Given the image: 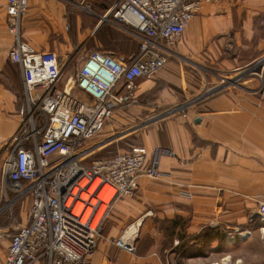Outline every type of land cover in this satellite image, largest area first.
<instances>
[{"label": "crops", "instance_id": "1", "mask_svg": "<svg viewBox=\"0 0 264 264\" xmlns=\"http://www.w3.org/2000/svg\"><path fill=\"white\" fill-rule=\"evenodd\" d=\"M7 1L0 0V201L5 142L18 133L25 116L16 91L23 88L22 73L9 58L14 38L8 29ZM116 2L31 0L23 21L24 38L37 50H55L61 61L77 49L80 66L97 50L129 62L139 52L141 39L133 28L114 19L111 9ZM92 3L93 14L86 19L84 9L92 8ZM220 38L223 42L228 38L229 50L252 46L254 52L215 53ZM203 45L206 53H200ZM171 50L168 63L153 75L140 78L136 98L117 107L115 113L120 109L125 116L134 107H149L138 97L156 86L161 91L159 109L182 105L203 87L206 68L233 71L263 55L264 0L204 3ZM171 114L117 136L127 139V147L118 151L142 145L149 151V160L157 147L172 152L162 155L158 164L164 177L142 175L135 194L117 200L92 264H169L178 258L183 264H193L200 256L198 250L205 248L211 251L205 256L211 264H226L231 244L242 246L253 240L251 217L264 201V91L244 95L230 91ZM140 217L144 222L137 251L129 253L117 247L113 239ZM171 220L178 221V226L171 247H167V231L161 224ZM22 225L15 226L14 232ZM181 233L187 243L181 244ZM9 245L10 238L0 240V260L6 258ZM187 250L189 253L183 254ZM215 250L222 251L221 260L212 257ZM255 251L250 262L264 264V245L258 243Z\"/></svg>", "mask_w": 264, "mask_h": 264}, {"label": "built area", "instance_id": "2", "mask_svg": "<svg viewBox=\"0 0 264 264\" xmlns=\"http://www.w3.org/2000/svg\"><path fill=\"white\" fill-rule=\"evenodd\" d=\"M219 1L117 0L111 9L113 17L137 31L139 52L125 62L111 53L93 51L76 78L70 79H74L72 84L69 80L61 89L63 63L58 53L37 50L24 38L23 21L31 0L7 1L8 29L14 38L9 58L22 73L26 118L7 145L0 216L28 196L31 205L29 222L13 234L0 227V240L10 238L7 256L0 264H92L113 205L121 197L135 194L142 175L164 177L158 164L162 155L172 151L157 147L149 160L145 146L131 145L109 157L93 158L99 147L88 142L103 131L117 107L136 98L140 78L168 63L171 48L203 4ZM263 55L248 69L262 67ZM191 105L189 101L176 111ZM106 185L114 190L106 193V211L94 224L98 205H92L91 215L83 220L82 213ZM79 202L84 206L77 214ZM257 214L264 221V201L259 202ZM143 222L140 217L122 229L114 244L135 253Z\"/></svg>", "mask_w": 264, "mask_h": 264}, {"label": "rangeland", "instance_id": "3", "mask_svg": "<svg viewBox=\"0 0 264 264\" xmlns=\"http://www.w3.org/2000/svg\"><path fill=\"white\" fill-rule=\"evenodd\" d=\"M92 11H94L93 3H92V8L89 6H86V8L84 9V12H83L84 17L86 19L90 18L93 14ZM71 28L73 30V27ZM86 28L88 29L90 28V26L89 27L87 26ZM204 46L205 45H203V49L200 53H206V48ZM252 48L253 47L250 46V48L244 49L243 47L238 46V47H234L233 49L229 50V44H228V38H227L224 42L222 41V39L218 41V47L215 48V53H231V52L232 53H253L254 50ZM78 54L79 53H77V49H74L71 54H68L66 57L62 58L63 75H62V78L58 86L60 89H61V85H63L64 79L66 82L63 85V87L67 84V82L70 79H72L73 77L77 75L80 64L82 62V58ZM263 57L264 55L262 56V58ZM257 58H255L253 61L245 65H241L239 69L237 68L236 70H233V71L228 70V68H221V67H218L216 69L206 68L205 76L203 77V81H204L203 87H200L199 90L194 95L190 96L188 101H191V104L194 105V104L202 102L203 100L211 98L215 95H219V94L230 92V91H237L243 95L251 93V92L263 93L264 91V62H262L263 65L259 69H256V67L248 69V66L255 63L257 61ZM13 79L14 78L12 75L11 81H13ZM15 82L16 84H18L17 77H16ZM157 87L158 86H156L153 90L149 91L146 95H143V96L140 95L139 96L140 98L138 97V100L140 102L146 103L147 106L149 107H146V108L145 107L143 108L134 107L133 112L126 113L124 114L125 116L121 115L120 111H118L120 109H118L115 115L107 123L103 131H101L95 138L91 139L88 142L89 146L93 145V147L95 148L99 147L97 150H95L94 154L92 155L93 158L109 157L113 155L116 151H118L119 149H122L123 147H127V144H126L127 139L119 138L117 137L118 135L125 134L128 131L134 132L137 129L141 128V126L147 123H150L157 118H162L164 116L170 115L171 113H174L177 110V108L180 107V105H178L175 107L174 106L170 107L168 109H159L158 99H159V93L161 91H159V88ZM217 88H220L219 91H216ZM22 95H24V89H23ZM141 98H143V100H141ZM25 118H26V115L24 116L22 123L24 122ZM121 118H123V120ZM118 124H120V126ZM8 143L9 141H6L5 146L8 145ZM92 188L94 189V186ZM30 199L31 197L28 196L20 200L17 204H15L12 210H8V211L6 210L5 212H3L2 215L0 216V227L5 230H9L10 232L12 231L14 232L13 229L16 228L15 226L28 223L29 216H30V205H31ZM114 205L111 208L110 212L108 213L107 219L109 218L110 214L113 213ZM257 210L258 209L254 210L253 216L251 217L252 219L251 221L254 223V225L252 224L253 226L251 225V227L254 228V233L252 234L253 240L249 244L242 245V246L240 244L238 245L231 244L229 248L230 249L229 253H227L229 254V258L228 260H226V264H252V262H250L252 259H248V258L249 257L253 258L252 254H254L253 252H257L255 251V249L258 243H260L262 246L264 245V231L261 230V228L264 227V221L258 216ZM88 213L84 215L83 219L86 220L88 218L89 216ZM99 217H101V214H98V218ZM107 219L105 220L103 227L105 226ZM131 223H129L124 228L128 227ZM12 224H14V226L10 227V225ZM161 226L166 228L167 224L162 223ZM142 227H143V224L140 228L139 236L141 234ZM210 235H207V236H210ZM166 236L167 238L165 240L167 242L165 243V246L171 247V243L173 242V237L169 235L168 231L166 233ZM185 243H187V241ZM210 252L211 251H209L207 248L198 250V254L200 256L196 260H194V262L192 263L193 264H211L210 259L209 258L206 259L205 257L208 254H210ZM213 252H216V253L212 257L219 258V260H221L223 256V254L221 253L222 251L215 250ZM188 253H189L188 250L183 252V254H188ZM239 257H240V260H238ZM183 262L184 261L182 259L178 258L177 260H175L174 262H170L169 264H183Z\"/></svg>", "mask_w": 264, "mask_h": 264}, {"label": "bare ground", "instance_id": "4", "mask_svg": "<svg viewBox=\"0 0 264 264\" xmlns=\"http://www.w3.org/2000/svg\"><path fill=\"white\" fill-rule=\"evenodd\" d=\"M85 182L86 181H84L82 184H85ZM93 191V188L91 187L90 189H89V193H91ZM113 188L111 187V186H109V185H106L105 186V188L99 193V195H98V198L97 199H93L92 200V202H91V205H89L88 207H86V209H85V211L82 213L83 214V217H84V215L85 214H87L88 212V214H89V216L91 215V212L93 211V209H94V207L92 206V205H98V209L96 210V213H95V215H94V218H93V222H94V224L95 223H97L99 220H100V218L102 217H100L99 219H98V214L100 213V211H106V209H107V204H106V202L108 201V199H109V196L107 197L106 196V193H108V192H110V193H113ZM88 196V194H85V197H87ZM102 201V203H99V201ZM83 206H84V204L83 203H81V202H79L78 203V205H77V208H76V213L78 214V213H80L81 212V210L83 209ZM104 212H103V214H104ZM102 214V215H103ZM88 216V217H89ZM88 219V218H87ZM83 220H85V219H83Z\"/></svg>", "mask_w": 264, "mask_h": 264}, {"label": "trees", "instance_id": "5", "mask_svg": "<svg viewBox=\"0 0 264 264\" xmlns=\"http://www.w3.org/2000/svg\"><path fill=\"white\" fill-rule=\"evenodd\" d=\"M16 91H17V96H18V98H19L20 105H22V107H23V109H24V112H25V115H26V101H25V95H22V94H23V89H22L21 92H19L18 89H16ZM20 94H21V95H20ZM21 97H22V98H21ZM162 223L164 224V222H162ZM165 223L167 224V227L164 228V227L162 226V228H164L165 231H168V232H169V235L173 237V236H174V230H175V228L178 226V221L171 220V221H166ZM180 224H181V227H182V228L185 226V223H184V222H181ZM180 236L182 237V242H181V244H182V243H185L186 240L184 239V236H186V235H184L183 233H181Z\"/></svg>", "mask_w": 264, "mask_h": 264}, {"label": "water", "instance_id": "6", "mask_svg": "<svg viewBox=\"0 0 264 264\" xmlns=\"http://www.w3.org/2000/svg\"><path fill=\"white\" fill-rule=\"evenodd\" d=\"M157 119H160V118H157ZM156 120V119H155Z\"/></svg>", "mask_w": 264, "mask_h": 264}]
</instances>
